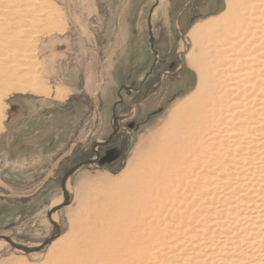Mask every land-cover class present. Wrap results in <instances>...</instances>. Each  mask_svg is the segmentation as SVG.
<instances>
[{
  "label": "rangeland",
  "instance_id": "1",
  "mask_svg": "<svg viewBox=\"0 0 264 264\" xmlns=\"http://www.w3.org/2000/svg\"><path fill=\"white\" fill-rule=\"evenodd\" d=\"M4 2L5 22L18 29L15 39H24L17 33L25 30L31 36L28 78L50 91L0 88V236L30 248L51 237L46 214L63 200V175L95 158L91 145L112 134L113 113L120 126L109 145L96 149L100 160L69 178L70 205L55 214L58 239L31 255L4 242L0 247V264H52L56 250L76 242L81 222L97 223L96 213L112 195L109 186L122 181L136 146L157 138L175 105L195 91L198 74L185 53L198 55L200 46L188 33L221 15L226 0H157L150 15L153 43L147 15L155 0ZM218 34L204 39L206 53L220 42ZM121 87L132 91L120 92L117 105Z\"/></svg>",
  "mask_w": 264,
  "mask_h": 264
},
{
  "label": "bare ground",
  "instance_id": "2",
  "mask_svg": "<svg viewBox=\"0 0 264 264\" xmlns=\"http://www.w3.org/2000/svg\"><path fill=\"white\" fill-rule=\"evenodd\" d=\"M4 4L0 88L46 95L28 78L31 36L15 39ZM215 31L220 42L206 53ZM188 36L200 46L185 53L195 91L157 138L136 146L97 223L81 222L52 264H264V0H226L221 15Z\"/></svg>",
  "mask_w": 264,
  "mask_h": 264
},
{
  "label": "water",
  "instance_id": "3",
  "mask_svg": "<svg viewBox=\"0 0 264 264\" xmlns=\"http://www.w3.org/2000/svg\"><path fill=\"white\" fill-rule=\"evenodd\" d=\"M156 2H157V0H155V3ZM156 6H157V3L151 8L149 15H147L148 16V18H147V29H149V35H150V41L149 42H151V43H153L152 42L153 41V37H152L151 32H150V30H151L150 29L151 28V16L150 15H152L153 10L156 8ZM151 48H152V45H151ZM121 91H124L125 93H128V92L130 93V91H132V88H125V87H121L120 88V90H119V92L117 94V96L119 98V103H117V104H121L122 103V98L119 95ZM112 119L114 120L113 122H115V127L113 128V132H112V134H110L109 138L105 142H96V143H93L91 145L90 149L94 153L95 158L81 161L77 165H75L72 168H70L63 175V177H62V179L60 181V187H59L61 189V191H62V198H63V200L61 201L62 203L57 205V206L52 207L48 211V213L46 214L49 224L55 230L54 234L51 237H49L48 239H46L45 241H42V243L40 245H38L36 247H32V248L25 247V246H22V245H20L18 243H15L10 238H8V237L5 238V236H0V241H2L4 243H7L13 249L19 251L23 255H31V254H37V253L43 252L48 247H50V245L54 242L53 240L58 239L61 230L59 228V225L52 220V216H53V214H57L60 210H62L63 208L69 206V204H70L71 198H70V195L68 194V192L65 189L66 188V183H67L68 179L70 177H72L73 174H75L81 167L95 165L98 162V160L100 159V153L98 151H96V149L98 147H104V146L106 147L107 145H109L110 142L112 141L113 137L115 136V134L120 129V126L118 125V122H117L118 121L117 117L115 116L114 113H113Z\"/></svg>",
  "mask_w": 264,
  "mask_h": 264
},
{
  "label": "flooded vegetation",
  "instance_id": "4",
  "mask_svg": "<svg viewBox=\"0 0 264 264\" xmlns=\"http://www.w3.org/2000/svg\"><path fill=\"white\" fill-rule=\"evenodd\" d=\"M121 92H122V91H121ZM123 92H124V91H123ZM121 104H122V103H121ZM117 105H120V104H117ZM117 105H116V106H117ZM118 132H119V131H118ZM118 132H117V133H118ZM117 133H116V134H117ZM114 137H115V136H114ZM114 137H113V138H114ZM112 140H113V139H112ZM99 148H103V147H99ZM100 156H101V155H100ZM100 158H101V157H100ZM99 160H100V159H99Z\"/></svg>",
  "mask_w": 264,
  "mask_h": 264
}]
</instances>
